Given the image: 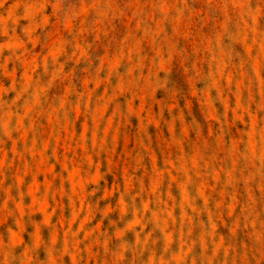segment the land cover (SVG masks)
I'll return each instance as SVG.
<instances>
[{
    "label": "rangeland",
    "instance_id": "rangeland-1",
    "mask_svg": "<svg viewBox=\"0 0 264 264\" xmlns=\"http://www.w3.org/2000/svg\"><path fill=\"white\" fill-rule=\"evenodd\" d=\"M90 2L0 0V232L20 226L47 236L50 228L65 247L69 232L104 233L125 249L114 264H196L209 256V236L219 255L249 203L264 208V174L208 141L222 118L238 123L264 111L259 27L193 17L172 46L187 50L162 60L153 79L151 67L135 63L139 43L119 42L127 23L112 21L111 43L98 38L99 27L84 30ZM77 138L80 148L101 138L111 144L87 185L56 159ZM117 182L141 191L137 211L121 212ZM69 189L78 198L64 195Z\"/></svg>",
    "mask_w": 264,
    "mask_h": 264
},
{
    "label": "clouds",
    "instance_id": "clouds-1",
    "mask_svg": "<svg viewBox=\"0 0 264 264\" xmlns=\"http://www.w3.org/2000/svg\"><path fill=\"white\" fill-rule=\"evenodd\" d=\"M80 5L76 6L75 12L71 13L73 22L79 26L80 19L77 14L80 12ZM90 15L85 16L87 23L84 30L97 34V28L101 30L98 38L109 43L116 39L113 33L112 21L127 23V31L120 36V43L127 47L128 43L140 45V50L135 51L133 56L138 70H143L140 61L143 60V67H151L152 78L161 71V61L167 60L169 55H180L186 51L173 49V45L183 39L185 25L213 19L217 22L225 21L229 24H239L241 31H252L259 27V35L264 38V0H91L88 4ZM199 9V11H198ZM203 12V15H201ZM68 17H65V20ZM146 49V51H145ZM245 119L236 122V118L225 120L216 124L212 135L208 137L211 146L218 150L219 155L229 156L235 159L239 165L247 168L250 174H264V111L257 110L255 117L245 113ZM235 129V131H233ZM207 132V131H206ZM223 137V146L220 145V138ZM43 137L41 138V145ZM77 138L67 154L61 153L56 157L62 162L61 172L70 174L74 178H83L87 185L91 177L95 176L97 165L100 163L101 153L107 151L111 154V144H105L101 138L97 143L86 145ZM203 146V140L201 141ZM55 156V152L52 153ZM94 159L90 160L89 157ZM203 166V157H200ZM191 169V157L186 161ZM118 161H112L110 168L116 169ZM180 161L177 160V167ZM107 171V169H106ZM57 173L52 174L55 180ZM104 173L100 174L103 179ZM68 179V175H64ZM127 180L128 177L126 176ZM120 194L121 200L118 204L121 212L126 214L129 211H137L133 201L141 196L135 184H124L115 186ZM78 191L72 192L69 189L64 195L78 198ZM59 194V189H56ZM257 193V197H259ZM140 219H144V209H138ZM151 209H149V212ZM243 219L236 225L238 231L233 232L226 244L221 248L219 255L215 252L216 242L209 236L207 238L208 257L201 259L196 257V264H264V208L256 203H249L248 208L241 213ZM59 231V229H57ZM52 229H47V236H41L36 231H25L20 226L15 232L7 230L0 232V264H114L117 253L125 249L115 247L111 239L104 233H94L88 238L82 235H74L69 232L67 235V246L65 247L63 236L54 241L51 236ZM23 236L22 240L20 237ZM27 236V238H26ZM115 236V233H113ZM119 243V240H117ZM199 245V244H198ZM200 248V245H199ZM74 255V260H73ZM210 257V259H209ZM191 261V257H189Z\"/></svg>",
    "mask_w": 264,
    "mask_h": 264
}]
</instances>
